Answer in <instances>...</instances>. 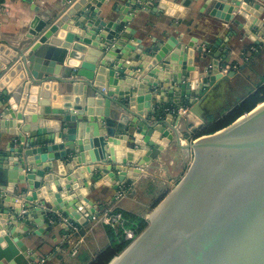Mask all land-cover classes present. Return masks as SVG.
<instances>
[{
  "label": "water",
  "instance_id": "water-1",
  "mask_svg": "<svg viewBox=\"0 0 264 264\" xmlns=\"http://www.w3.org/2000/svg\"><path fill=\"white\" fill-rule=\"evenodd\" d=\"M159 1L126 0L106 12L109 0H60L45 17L33 16L16 47L0 40V136L8 139L1 261L36 264L29 242L37 228L60 217L64 230L85 227L103 211L93 191H131L176 147L192 152L189 170L108 264L117 257L114 264H264V102L212 134L184 140L183 116L165 110L188 107L208 122V91L236 71L223 74L228 48L212 35L130 43L135 13ZM204 1L212 18L264 45V0Z\"/></svg>",
  "mask_w": 264,
  "mask_h": 264
},
{
  "label": "crops",
  "instance_id": "crops-1",
  "mask_svg": "<svg viewBox=\"0 0 264 264\" xmlns=\"http://www.w3.org/2000/svg\"><path fill=\"white\" fill-rule=\"evenodd\" d=\"M125 1L109 0V4L104 9L108 12L114 4L124 6ZM59 2L60 0H0V40L6 41L11 47H16L25 38L27 26L33 16L45 17ZM153 5L155 7L153 10L136 12L129 23V27L135 30L134 39L130 43L136 48H142L152 39H161L176 32L180 33L178 37L182 36L187 40L188 35L192 34V37L198 41L202 35L208 34L214 37L213 40H222L228 48V69L236 71V76L229 82H220L216 88L208 91L203 104L208 122L202 123L189 113L182 117L179 126L184 133L182 137L191 141L197 130L205 128L208 123H214L218 118L229 113L231 106H234L246 93L254 90L255 85L264 79V45L259 47L251 45L248 35L237 24H222L212 18L210 16L212 7L208 5V1L192 0L188 6H183L182 0H160L158 3L153 2ZM241 23L243 24L244 21L241 20ZM227 32L231 34L227 36ZM79 54L81 55L79 60H82L85 54ZM166 110L165 113H168ZM191 124L194 126H190ZM7 143L8 139L0 136V164L7 150ZM177 152L174 148L166 153L163 152L151 164L147 173L166 170L167 166L179 157ZM183 159L178 158V169L182 168ZM135 185L130 187L131 191H124L119 197H116V190L113 188L101 186L92 192L91 200L98 210L111 208L130 212L126 210L125 197L133 192ZM62 222L64 219L60 217L58 225L51 224L47 230L36 229L37 235L29 242L34 252L33 256L37 257L36 264H91L96 256L110 245L106 225L89 222L82 228L68 225V229L64 230L61 226ZM69 232L76 233L70 235ZM73 241H80L75 256L70 254ZM0 264L7 263L0 260Z\"/></svg>",
  "mask_w": 264,
  "mask_h": 264
},
{
  "label": "rangeland",
  "instance_id": "rangeland-1",
  "mask_svg": "<svg viewBox=\"0 0 264 264\" xmlns=\"http://www.w3.org/2000/svg\"><path fill=\"white\" fill-rule=\"evenodd\" d=\"M190 126L194 125L191 124ZM174 149L178 151L177 155L179 156L175 159V162L169 164L166 170H155L154 172L147 173L145 176H141L137 181L133 192H130L127 194L128 197H125L126 210L146 220L147 227L149 225L148 216L150 213L177 186L192 164L193 154L191 151L189 153H183L176 147H174ZM178 158H184L182 160L183 165L181 169H178L177 167ZM142 232L135 235L134 239H136Z\"/></svg>",
  "mask_w": 264,
  "mask_h": 264
},
{
  "label": "trees",
  "instance_id": "trees-1",
  "mask_svg": "<svg viewBox=\"0 0 264 264\" xmlns=\"http://www.w3.org/2000/svg\"><path fill=\"white\" fill-rule=\"evenodd\" d=\"M264 102V79L255 85V89L246 93L238 102L231 106L229 113L218 118L214 123H208L205 128L199 129L195 132L193 139L212 134L229 124H231L238 117L250 112L258 104ZM122 213L126 222V227L133 229L135 235L142 232L147 227V222L138 215L130 212L116 209ZM107 233L110 237V245L104 248L95 258L91 264H108L114 257L119 255L128 245L129 241L124 240L121 233L115 231L110 226H107Z\"/></svg>",
  "mask_w": 264,
  "mask_h": 264
},
{
  "label": "built area",
  "instance_id": "built-area-1",
  "mask_svg": "<svg viewBox=\"0 0 264 264\" xmlns=\"http://www.w3.org/2000/svg\"><path fill=\"white\" fill-rule=\"evenodd\" d=\"M235 69V66L233 67ZM229 69L223 70V74H227ZM167 112H171L175 115L184 116L189 113L188 107L179 108V109H167ZM92 222L100 223L106 226H110L115 231H118L122 234L124 240L133 242L135 239V231L126 227L125 219L122 216V213L119 211H115L114 209L108 208L105 209L101 214L98 216L92 217ZM76 232H71L70 235H74ZM80 241H73L72 242V249H71V256H75L78 252Z\"/></svg>",
  "mask_w": 264,
  "mask_h": 264
},
{
  "label": "bare ground",
  "instance_id": "bare-ground-1",
  "mask_svg": "<svg viewBox=\"0 0 264 264\" xmlns=\"http://www.w3.org/2000/svg\"><path fill=\"white\" fill-rule=\"evenodd\" d=\"M262 105H259L257 108L261 107ZM120 257L115 258L110 264H114Z\"/></svg>",
  "mask_w": 264,
  "mask_h": 264
}]
</instances>
